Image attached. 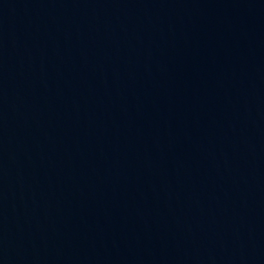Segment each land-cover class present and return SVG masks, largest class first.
<instances>
[{"label":"water","instance_id":"1","mask_svg":"<svg viewBox=\"0 0 264 264\" xmlns=\"http://www.w3.org/2000/svg\"><path fill=\"white\" fill-rule=\"evenodd\" d=\"M0 264H264V0H0Z\"/></svg>","mask_w":264,"mask_h":264}]
</instances>
